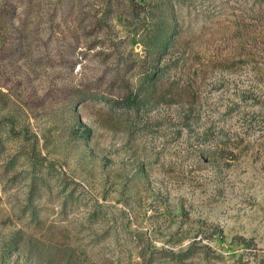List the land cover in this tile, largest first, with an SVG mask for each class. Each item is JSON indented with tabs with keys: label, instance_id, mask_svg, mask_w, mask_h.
Returning a JSON list of instances; mask_svg holds the SVG:
<instances>
[{
	"label": "rangeland",
	"instance_id": "1",
	"mask_svg": "<svg viewBox=\"0 0 264 264\" xmlns=\"http://www.w3.org/2000/svg\"><path fill=\"white\" fill-rule=\"evenodd\" d=\"M0 264H264V0H0Z\"/></svg>",
	"mask_w": 264,
	"mask_h": 264
}]
</instances>
